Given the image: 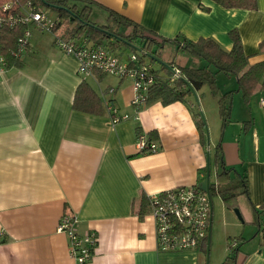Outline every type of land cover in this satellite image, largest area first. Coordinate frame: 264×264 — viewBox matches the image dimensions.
<instances>
[{
  "label": "crops",
  "instance_id": "1",
  "mask_svg": "<svg viewBox=\"0 0 264 264\" xmlns=\"http://www.w3.org/2000/svg\"><path fill=\"white\" fill-rule=\"evenodd\" d=\"M94 1L93 22L97 12L108 23L111 9L158 40L211 38L225 50L232 45L230 30L236 29L249 64L264 60V0H257L256 9L225 8L213 0ZM103 45L118 54L128 46L106 40ZM183 58L180 64L167 62L168 69L152 60L153 69L168 79L172 66L207 65L197 57ZM78 65L74 54L54 44L52 33L33 28L21 65H10L0 77V264H79L67 235L58 230L64 212L76 215L79 233L96 234L93 256L85 264H205L199 249H157L149 206L142 217L138 208L141 193L200 183L217 143L225 165L235 171L231 176H245L248 196H236L243 221L222 202L214 213L212 203L209 264H219L229 251L223 238L230 234L244 240L237 264H264V215L256 225L253 210L264 203V89L249 97L233 92L224 123L208 85L195 90L198 106L190 92L183 101L153 100L136 113L130 78L100 72L84 77ZM83 78L105 107L112 104L129 117L112 123L107 109L99 115L75 109V90ZM215 80L218 94L237 86L236 76L222 71ZM201 113L212 136L208 143L197 128ZM149 131L157 133L158 149L140 152L137 136Z\"/></svg>",
  "mask_w": 264,
  "mask_h": 264
},
{
  "label": "trees",
  "instance_id": "2",
  "mask_svg": "<svg viewBox=\"0 0 264 264\" xmlns=\"http://www.w3.org/2000/svg\"><path fill=\"white\" fill-rule=\"evenodd\" d=\"M8 1H11L16 8L26 4V2H31L32 6L37 9L48 8L61 20L59 23L60 29L62 28L61 31L66 36H84L95 45H101L106 40L109 44L123 43L130 46L136 40L142 47L151 49L156 54L164 43L169 42L182 48L191 55L206 61L207 65L203 67L180 66L178 69L181 75L171 82H169V78L165 79L157 75L156 82L150 87L148 92V103L156 99H161L163 103H169L175 100L183 101L184 97L191 92L183 80L185 78L195 90H198L203 85L209 86L210 93L217 96L218 113L224 123L230 115L233 92L241 91L243 96L249 97L256 89H264V60L249 64L248 55L243 51L241 40L236 29L230 30L229 35L232 40V45L229 50H225L211 38H199L197 40L183 38L180 42L177 36L172 39L161 38L158 40L154 34L147 31L137 22L111 9H107L108 23L96 24L89 19L91 6L95 4L94 0H79L82 2L80 6L75 0H0V9ZM213 1L225 8H257V0ZM111 22L114 23L113 27L110 24ZM120 27H124L125 30L118 31ZM24 28V25H16L12 28L3 27L0 29V52L7 58L9 65H21V58L13 56L12 50ZM262 44L264 43L261 42V47ZM172 63L169 62L170 65ZM164 68L168 69L166 66L161 65V69ZM219 71L236 76L237 86L235 89L218 94L215 73ZM73 107L79 111L96 115L103 114L106 110L99 95L84 78L76 87ZM196 123L204 142V123L201 118H198ZM147 136L149 140L157 143L158 135L155 131H149ZM219 147L220 143H217L212 155V162L216 166V170L215 180L211 184L210 193H217L221 197L224 205L228 209H233L236 207L237 195L246 194L248 196L247 181L243 175L239 178L231 176L234 169L225 165ZM213 183L216 184V188H214ZM147 208L148 197L144 193H141L138 208L139 217L144 215ZM253 210L256 215L255 224L259 225L261 216L264 215V203H262L259 209L253 207ZM234 240H236L237 244L231 246L232 239L229 240V251L221 264H237L239 245L244 240L242 236H238V239L236 238ZM207 249L208 237H205L199 250L206 254Z\"/></svg>",
  "mask_w": 264,
  "mask_h": 264
},
{
  "label": "built area",
  "instance_id": "3",
  "mask_svg": "<svg viewBox=\"0 0 264 264\" xmlns=\"http://www.w3.org/2000/svg\"><path fill=\"white\" fill-rule=\"evenodd\" d=\"M61 20L56 14L45 8H35L31 2L16 8L11 1L5 2L0 9V29L24 25L22 34L17 38L12 55L21 58L28 46L32 29L40 32H50L54 44L63 52L72 53L78 58V71L84 76L95 72L110 74L120 78L128 77L132 81V105L139 109L145 107L150 87L156 82L157 75L153 69L152 57L155 55L146 47H131V51L123 58L118 53L110 51L105 45H95L85 37L77 35L66 36L60 29ZM156 56V55H155ZM154 61V60H153ZM7 58L0 52V77L9 68ZM173 80L181 75L178 68L171 67ZM264 104V97L260 98ZM109 118L112 123L127 119V113H118L112 104H107ZM136 117V115H135ZM137 147L143 153H153L158 145L149 140L147 134L139 133ZM205 177V174H204ZM212 181L209 178V188ZM214 188L216 184L213 183ZM211 192V191H210ZM211 195V193H210ZM150 214L154 220L157 249L161 251L198 250L210 227L212 209L211 196L198 184L178 185L163 191L151 193L148 196ZM77 217L70 212H64L58 223V230L68 238L69 251L79 264L89 262L93 256L97 242L93 230L79 233L76 229ZM237 244L236 240L231 246Z\"/></svg>",
  "mask_w": 264,
  "mask_h": 264
},
{
  "label": "rangeland",
  "instance_id": "4",
  "mask_svg": "<svg viewBox=\"0 0 264 264\" xmlns=\"http://www.w3.org/2000/svg\"><path fill=\"white\" fill-rule=\"evenodd\" d=\"M98 13L97 12H94V14H93V18H94V20H96V21H98V22H95L96 24H107L105 21H103L102 20V17L101 16H98ZM93 20V19H92ZM101 21H103V23H101ZM114 24V23H113ZM112 27H113V25H111ZM115 29H117V28H115ZM124 30V27H121V28H119L118 29V31H123ZM129 46V45H128ZM123 47V50H121L120 51V53H119V55H121L123 58H125L126 57V55L131 51V47H139L140 46V43L138 42V41H133V43H131V45L129 46V47ZM156 55V54H155ZM191 56V58L193 59V57L194 58H196V56H194V55H191L190 53H188V52H184V51H182V50H177L176 49V46L174 45V44H172V43H169V42H166L158 51H157V57H159L161 60H163L164 62H175L176 64H180V63H183V62H181V61H184L185 60V58H183L184 56ZM198 59V58H197ZM196 59V60H197ZM198 60H200V59H198ZM153 64H155L154 62H152ZM158 64V63H157ZM156 65V64H155ZM154 65V66H155ZM89 78H92V77H88V79ZM92 81V80H91ZM92 83H94L93 81H92ZM197 96V97H196ZM198 98V95H194L193 93H192V96H191V99H192V101H193V104H195L196 106H198V103H199V98ZM203 115V117H204V120H205V124H206V126H207V130H208V135H209V142L211 141V139H212V136H211V132H210V129H209V126H208V120H207V118H206V115L203 113L202 114ZM210 115V114H209ZM201 116V115H200ZM208 118H209V116H207ZM205 137H206V143H207V136H206V134H205ZM210 179L212 180V181H214L215 180V170H216V168H215V165H214V163L211 161V165H210ZM211 196V202L213 203V210H214V213H216V211H217V205H219L220 203L219 202H222L221 204H222V206H223V208H226V209H228V207H226L225 205H224V203H223V201H222V199H221V197L217 194V193H215V192H212V194L210 195ZM235 208H237V207H235ZM239 209V208H238ZM233 211V214H235V216H236V218H237V220L238 221H243V220H241L240 218H238V216L236 215V213L234 212V208L232 209ZM238 239V235H236V234H230L229 236H225L223 239H227V245L229 246V243H230V241L229 240H231L232 239V241L234 240V239ZM214 240H215V237H214ZM210 242V241H209ZM243 243V242H242ZM211 243H209V245H208V255H207V253L206 254H204L203 252H202V254H203V256H204V259H205V264L207 263V264H209L210 263V261H209V258H211ZM228 254V252L225 254V256L222 258V260L219 262V264H221V262L224 260V258L226 257V255Z\"/></svg>",
  "mask_w": 264,
  "mask_h": 264
},
{
  "label": "water",
  "instance_id": "5",
  "mask_svg": "<svg viewBox=\"0 0 264 264\" xmlns=\"http://www.w3.org/2000/svg\"><path fill=\"white\" fill-rule=\"evenodd\" d=\"M150 57H152V59L155 62H157V63H159V64H161L163 66L170 67V65L168 63L164 62L159 57H157L155 55H152V54L150 55ZM183 80L187 84V86L190 88L191 92L194 95H196V91L192 87V85L189 83V81L186 80L185 78H183ZM200 115H201L202 121L204 123V131H205V134L207 136V143H208L209 142V135H208L207 126L205 124V120H204V117H203L202 113ZM209 178H210V168H209V155H208L207 156V166H206L205 177H204V179L200 183H198V186L201 189L205 190L207 192V194L209 195V197H210ZM234 212L236 213V215L238 216V218H240L241 220L243 219L238 208H234ZM211 217H212V209H211V214H210V222H211ZM210 229H211V226L209 227L208 236H207L208 237V245H209V239H210ZM207 255H208V249H207Z\"/></svg>",
  "mask_w": 264,
  "mask_h": 264
}]
</instances>
